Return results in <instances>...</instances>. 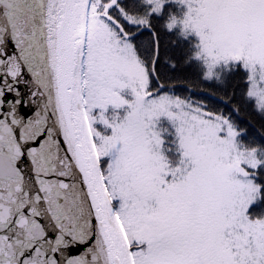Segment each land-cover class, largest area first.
Segmentation results:
<instances>
[{
	"label": "snow or ice",
	"instance_id": "snow-or-ice-1",
	"mask_svg": "<svg viewBox=\"0 0 264 264\" xmlns=\"http://www.w3.org/2000/svg\"><path fill=\"white\" fill-rule=\"evenodd\" d=\"M165 2L0 0V264H264V218L248 214L264 195V148L242 147L229 115L169 93L184 81L157 68L152 14ZM180 3L167 28L198 34L206 78L243 61L245 96L264 114V0ZM110 105L129 110L109 117ZM165 115L171 163L156 151L172 150L155 128Z\"/></svg>",
	"mask_w": 264,
	"mask_h": 264
},
{
	"label": "trees",
	"instance_id": "trees-1",
	"mask_svg": "<svg viewBox=\"0 0 264 264\" xmlns=\"http://www.w3.org/2000/svg\"><path fill=\"white\" fill-rule=\"evenodd\" d=\"M121 2L135 11L142 12L146 7L142 0ZM173 14L181 18L184 16L185 8L180 0H167L160 13L152 14V24L161 37L158 71L167 81H184L169 89V93L189 100L204 101L209 109L229 115L239 131L237 139L242 147L264 148V114L254 109V98L245 96L249 71L241 63L231 62L228 66L220 65L216 68L219 77L206 78V64L202 58L196 56L199 49L196 34L189 31L185 35L182 24H177L171 30L167 28V22ZM124 97L130 99L131 95L126 94ZM223 97L230 99L225 100ZM234 104L240 106L238 113L233 109ZM128 110L127 105L120 109L110 105L106 115L111 117L114 112H118L122 118ZM99 112V108L94 109L93 115H98ZM159 125L163 130L161 136L165 147L172 149L166 151V155L176 162L180 155L175 151L176 128L166 118L161 120ZM93 126L102 134H111L112 129L102 121H94ZM111 158V155L105 157L108 160ZM259 171L261 182H264V166H261ZM118 202L119 199L114 202L117 207ZM248 212L253 219L264 218V195L249 207Z\"/></svg>",
	"mask_w": 264,
	"mask_h": 264
},
{
	"label": "rangeland",
	"instance_id": "rangeland-1",
	"mask_svg": "<svg viewBox=\"0 0 264 264\" xmlns=\"http://www.w3.org/2000/svg\"><path fill=\"white\" fill-rule=\"evenodd\" d=\"M167 1V0H166ZM183 6H184V8H185V14H186V12H187V5L186 4H183ZM184 14V15H185ZM190 32H194V31H190ZM195 34H196V36L198 37V45H199V49H198V52L200 51V37L198 36V34L196 33V32H194ZM200 58H202V57H200ZM203 59V58H202ZM204 60V59H203ZM231 62H234V63H241L243 66H244V64H243V61H230L229 63H231ZM220 65H224L223 64V62H221V64ZM220 65H218V66H220ZM217 66V67H218ZM248 70V69H247ZM249 71V70H248ZM126 94H130L131 95V97H130V99H133L134 97H133V94H132V91H131V89L130 88H125V89H123V90H121V95H123V96H126ZM164 118H166L167 119V121H169L175 128L177 127V125H176V123H174L169 117H167L166 115L165 116H161V117H159L158 119H157V122H156V124H155V128H156V130H158V131H160L161 133H162V129H160V122H161V120H163ZM237 142H238V139H237ZM239 143V142H238ZM120 145H118V147H119ZM116 154H118L117 152H116V150H113V153L112 154H110L111 156H113V155H116ZM258 200V199H257ZM257 200H255L253 203H255ZM252 203V204H253ZM251 204V205H252ZM250 205V206H251ZM249 210V209H248ZM248 214H249V212H248ZM250 216V215H249ZM251 218V217H250Z\"/></svg>",
	"mask_w": 264,
	"mask_h": 264
},
{
	"label": "clouds",
	"instance_id": "clouds-1",
	"mask_svg": "<svg viewBox=\"0 0 264 264\" xmlns=\"http://www.w3.org/2000/svg\"><path fill=\"white\" fill-rule=\"evenodd\" d=\"M172 16H175L174 14L172 15ZM171 16V17H172ZM170 17V18H171ZM176 18H177V20L179 21V19L181 18V17H177V16H175ZM170 22V19H169V21L167 22V24ZM177 24H179V23H177ZM220 75V74H219ZM112 116H115V117H120V115H119V113L118 112H114L112 115H111V117ZM156 151H157V153L158 154H160V155H162L169 163H171V159L166 155V153H164V152H162V145L159 147V148H157L156 149ZM213 163L215 164V167L216 168H218V169H222V168H226L227 167V165H228V163H229V159H228V155H227V153L226 152H218V154L215 156V158H214V161H213Z\"/></svg>",
	"mask_w": 264,
	"mask_h": 264
},
{
	"label": "flooded vegetation",
	"instance_id": "flooded-vegetation-1",
	"mask_svg": "<svg viewBox=\"0 0 264 264\" xmlns=\"http://www.w3.org/2000/svg\"><path fill=\"white\" fill-rule=\"evenodd\" d=\"M118 206H119V202H118Z\"/></svg>",
	"mask_w": 264,
	"mask_h": 264
}]
</instances>
